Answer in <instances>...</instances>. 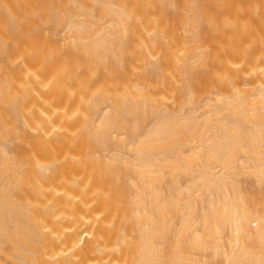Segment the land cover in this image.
Segmentation results:
<instances>
[{
	"label": "bare ground",
	"instance_id": "1",
	"mask_svg": "<svg viewBox=\"0 0 264 264\" xmlns=\"http://www.w3.org/2000/svg\"><path fill=\"white\" fill-rule=\"evenodd\" d=\"M0 264H264V0H0Z\"/></svg>",
	"mask_w": 264,
	"mask_h": 264
},
{
	"label": "rangeland",
	"instance_id": "2",
	"mask_svg": "<svg viewBox=\"0 0 264 264\" xmlns=\"http://www.w3.org/2000/svg\"><path fill=\"white\" fill-rule=\"evenodd\" d=\"M244 178H246V179H242L243 180V184L246 186V188H248V186L250 187L251 185H252V182L254 183V181L252 180V177L251 178H248V177H246V176H243ZM240 180V182H241V178L239 179ZM251 184V185H250ZM244 185H242L244 188H245V186Z\"/></svg>",
	"mask_w": 264,
	"mask_h": 264
}]
</instances>
